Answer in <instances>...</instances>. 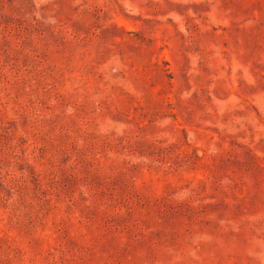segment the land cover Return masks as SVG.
<instances>
[{
	"label": "rangeland",
	"instance_id": "1",
	"mask_svg": "<svg viewBox=\"0 0 264 264\" xmlns=\"http://www.w3.org/2000/svg\"><path fill=\"white\" fill-rule=\"evenodd\" d=\"M0 264H264V0H0Z\"/></svg>",
	"mask_w": 264,
	"mask_h": 264
}]
</instances>
